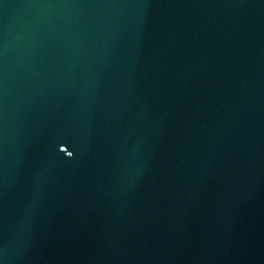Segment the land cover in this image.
<instances>
[{"label": "water", "instance_id": "95a60500", "mask_svg": "<svg viewBox=\"0 0 264 264\" xmlns=\"http://www.w3.org/2000/svg\"><path fill=\"white\" fill-rule=\"evenodd\" d=\"M0 264H264V0H0Z\"/></svg>", "mask_w": 264, "mask_h": 264}]
</instances>
